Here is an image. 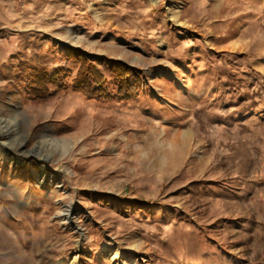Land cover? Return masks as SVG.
<instances>
[{
	"label": "rangeland",
	"instance_id": "rangeland-1",
	"mask_svg": "<svg viewBox=\"0 0 264 264\" xmlns=\"http://www.w3.org/2000/svg\"><path fill=\"white\" fill-rule=\"evenodd\" d=\"M0 7V264H264V0ZM75 49L146 86L27 94Z\"/></svg>",
	"mask_w": 264,
	"mask_h": 264
},
{
	"label": "trees",
	"instance_id": "trees-1",
	"mask_svg": "<svg viewBox=\"0 0 264 264\" xmlns=\"http://www.w3.org/2000/svg\"><path fill=\"white\" fill-rule=\"evenodd\" d=\"M68 58L78 65L74 77H68L69 71L64 68H57L53 73H49L45 67L30 66L28 68V83L26 91L35 100L47 96L51 89L58 92H68L84 95L88 98H103L110 100H132L136 98L142 88L146 86V81L141 74L126 63L114 60L108 63V74L112 77L116 89L111 91L108 87L107 76L96 65L95 61L88 58L79 49L68 51ZM127 187V185H125ZM123 193H128L126 187Z\"/></svg>",
	"mask_w": 264,
	"mask_h": 264
},
{
	"label": "bare ground",
	"instance_id": "bare-ground-1",
	"mask_svg": "<svg viewBox=\"0 0 264 264\" xmlns=\"http://www.w3.org/2000/svg\"><path fill=\"white\" fill-rule=\"evenodd\" d=\"M1 128V127H0ZM2 129V128H1ZM0 129V136H2V137H5V136H7L8 134H9V132H8V130H6V131H2ZM15 140V139H14ZM174 142H173V140L170 142V145L171 146H173L172 144H173ZM37 144H39V142L37 143ZM44 144V141H42V142H40V147L42 148V145ZM42 150V149H41ZM0 154H1V152H0ZM3 154V153H2ZM39 154H40V156L41 157H44V158H46L47 157V153L45 152V153H43V152H41V151H39ZM1 156V155H0ZM41 169H42V171H41V173H40V175H39V177L41 178V181L40 182H44L45 180V176H46V173H47V170H46V167L45 166H42L41 167ZM71 263H74V264H79L78 263V256H74L73 257V259H72V261H71ZM57 264H61V261H59V262H57Z\"/></svg>",
	"mask_w": 264,
	"mask_h": 264
},
{
	"label": "crops",
	"instance_id": "crops-1",
	"mask_svg": "<svg viewBox=\"0 0 264 264\" xmlns=\"http://www.w3.org/2000/svg\"><path fill=\"white\" fill-rule=\"evenodd\" d=\"M14 14V8L13 10H10L7 8L0 7V26L13 24L15 22Z\"/></svg>",
	"mask_w": 264,
	"mask_h": 264
}]
</instances>
